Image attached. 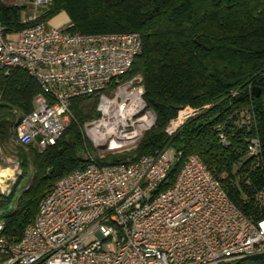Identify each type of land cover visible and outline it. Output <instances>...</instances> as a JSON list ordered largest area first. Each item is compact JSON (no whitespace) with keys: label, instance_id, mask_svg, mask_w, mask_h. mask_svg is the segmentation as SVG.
Masks as SVG:
<instances>
[{"label":"built area","instance_id":"built-area-1","mask_svg":"<svg viewBox=\"0 0 264 264\" xmlns=\"http://www.w3.org/2000/svg\"><path fill=\"white\" fill-rule=\"evenodd\" d=\"M50 2L10 0L34 9ZM34 13L24 21L35 20ZM66 27L40 21L7 32L0 19V71L24 69L40 87L32 110L15 125V143L54 145L73 117L72 100L86 96L97 99L99 112L86 123L92 143L107 152L129 150L155 121L141 76L120 81L141 51L140 36ZM199 111L180 108L167 132ZM249 115L238 113L243 122ZM246 152L260 156L257 137ZM85 153L82 168L46 191L18 240L3 232L0 218V264H234L264 256V218L245 215L197 154L188 155L174 182L159 189L179 157L169 147L114 164L102 162L104 154Z\"/></svg>","mask_w":264,"mask_h":264},{"label":"trees","instance_id":"trees-1","mask_svg":"<svg viewBox=\"0 0 264 264\" xmlns=\"http://www.w3.org/2000/svg\"><path fill=\"white\" fill-rule=\"evenodd\" d=\"M26 9L0 0V19L7 32L50 22L63 13L71 31L133 32L141 38V51L120 81L141 76L143 99L155 121L130 151L104 153L102 162H127L169 147L179 157L159 186L164 189L174 182L188 155L197 154L245 215L254 221L264 218V0H51L33 21H24ZM253 87H259L258 96ZM39 91L26 70L0 71V141L15 139V125L32 110ZM87 99L72 100L73 117L54 145L37 151L17 144L31 171L6 213L2 209L11 190L0 194L3 232L9 237H21L58 178L85 165L80 152L87 149L86 140L78 125L97 115L81 113L79 106ZM184 106L200 111L168 134L171 120ZM241 110L250 114L244 122L238 117ZM219 128L226 144L218 138ZM252 137L260 141L258 157L246 152ZM234 264H264V256Z\"/></svg>","mask_w":264,"mask_h":264},{"label":"rangeland","instance_id":"rangeland-1","mask_svg":"<svg viewBox=\"0 0 264 264\" xmlns=\"http://www.w3.org/2000/svg\"><path fill=\"white\" fill-rule=\"evenodd\" d=\"M45 6L36 7L35 9L33 7H28L26 9L27 14L29 15V14L35 12L34 14H36L38 16L43 11ZM62 15H65V14L62 13ZM50 22H51V24H58L57 26L61 25L60 23H62L63 25H65L67 23L66 19L61 15H57V16L53 17L50 20ZM57 22H59V23H57ZM86 103H87L86 107H83L82 104L79 106L81 113L86 117H89L94 112L97 115L95 117L85 119L78 126H79L81 132L83 133V136L85 137L86 146H87L86 150L89 151L90 153L92 152L93 155H95L97 158L101 159L99 156L103 155L104 153H107V151H109V150H106L105 147H97L94 145V143H92V141L88 135L87 126H86V123H88L89 121H91L92 119H94L98 116L99 112H98V106H97V99L88 98L86 100ZM193 116H191V117H193ZM191 117H189L188 119H190ZM178 128H176V129H178ZM176 129L174 131H176ZM174 131H172L171 133H173ZM137 142H138V140H137ZM137 142H136V144H137ZM16 146H17V144L15 143V141L13 139H11V141H8L5 139L0 141V194L2 195L8 191L10 192V190H11V197L8 200V202L6 203V206L3 207V209H2L3 213H6L7 211H9V209L13 206L15 198L17 197L21 188L26 184V181L28 180L29 175H30V171H31V167H30V163H29L28 159L25 162L23 161L22 156H20V154L16 150ZM31 147H33L37 151L43 150V149H40L34 145H31ZM90 148H92L93 151L90 150ZM132 148H130L129 151ZM80 155H81V158L84 160L86 157L85 151H81ZM102 158H104V156ZM0 218H1V215H0Z\"/></svg>","mask_w":264,"mask_h":264},{"label":"water","instance_id":"water-1","mask_svg":"<svg viewBox=\"0 0 264 264\" xmlns=\"http://www.w3.org/2000/svg\"><path fill=\"white\" fill-rule=\"evenodd\" d=\"M252 93H253L254 96H258L259 93H260V89H259V87H253V89H252ZM51 172H52V169L50 168V169L48 170V173L50 174Z\"/></svg>","mask_w":264,"mask_h":264},{"label":"crops","instance_id":"crops-1","mask_svg":"<svg viewBox=\"0 0 264 264\" xmlns=\"http://www.w3.org/2000/svg\"><path fill=\"white\" fill-rule=\"evenodd\" d=\"M59 15H61V16H63L65 19H66V21L68 22V18L65 16V15H62V14H59ZM57 23H59V22H57ZM50 24H51V22H50ZM61 25H59V27L61 26H64L62 23H60ZM52 25H55V26H57L58 24H52Z\"/></svg>","mask_w":264,"mask_h":264}]
</instances>
